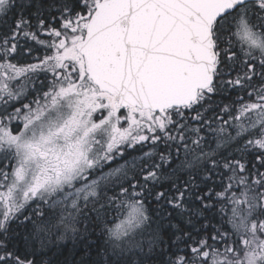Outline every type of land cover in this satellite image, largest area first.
<instances>
[{"label": "snow or ice", "instance_id": "snow-or-ice-1", "mask_svg": "<svg viewBox=\"0 0 264 264\" xmlns=\"http://www.w3.org/2000/svg\"><path fill=\"white\" fill-rule=\"evenodd\" d=\"M0 264H264V0H0Z\"/></svg>", "mask_w": 264, "mask_h": 264}, {"label": "flooded vegetation", "instance_id": "flooded-vegetation-1", "mask_svg": "<svg viewBox=\"0 0 264 264\" xmlns=\"http://www.w3.org/2000/svg\"><path fill=\"white\" fill-rule=\"evenodd\" d=\"M34 55H35V53H34Z\"/></svg>", "mask_w": 264, "mask_h": 264}, {"label": "rangeland", "instance_id": "rangeland-1", "mask_svg": "<svg viewBox=\"0 0 264 264\" xmlns=\"http://www.w3.org/2000/svg\"><path fill=\"white\" fill-rule=\"evenodd\" d=\"M29 62H31V61H29Z\"/></svg>", "mask_w": 264, "mask_h": 264}, {"label": "trees", "instance_id": "trees-1", "mask_svg": "<svg viewBox=\"0 0 264 264\" xmlns=\"http://www.w3.org/2000/svg\"><path fill=\"white\" fill-rule=\"evenodd\" d=\"M41 78H43V77H41Z\"/></svg>", "mask_w": 264, "mask_h": 264}]
</instances>
